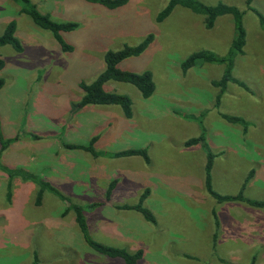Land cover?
Listing matches in <instances>:
<instances>
[{"label":"rangeland","instance_id":"rangeland-1","mask_svg":"<svg viewBox=\"0 0 264 264\" xmlns=\"http://www.w3.org/2000/svg\"><path fill=\"white\" fill-rule=\"evenodd\" d=\"M34 1L36 8L48 14L51 20L74 22L76 27L61 33L63 41L71 46V50L62 51L49 31L35 26L27 15L19 12V3L0 0V34L13 21V36L21 45V51L13 50L10 45L0 46V57L4 61L0 70L3 80L0 137L9 139L7 148H0V155L5 150L0 157L1 166L9 163L11 150H20L21 154L14 160L16 168L22 167L25 171L35 169L34 164L52 163L56 166L54 172L61 171L64 176L56 177L61 180L60 193L70 202L81 196L90 203L92 209L84 215L89 237L130 253L141 250V256L133 264H235L237 257L227 254V250L209 247L214 217L226 214L227 208L222 207L227 204L217 203L206 192L203 184L205 155L184 148V141L203 129L206 145L214 154L210 169L212 190L219 194L237 193L249 174L242 155L248 156L253 145L263 147L264 141V30L256 15L246 8L244 0H198L205 5H232L242 11L244 45L242 53L234 57L230 73L245 88L228 82L216 102L218 88L212 86L211 81L219 79L224 64L198 61L184 72L179 64L191 52L200 50L225 55L233 37L230 14L217 16L213 25L206 28L202 14L179 4L156 21L168 0H126L115 9L85 0ZM250 6L264 16V0H251ZM148 34L152 38L145 49L136 56L122 59L116 68L136 73L148 71L154 85L151 95L142 98L133 85L109 80L104 89L130 99L131 118L118 117L117 112L110 116L97 112L95 124L73 126V119L84 113H79L76 106L82 94L79 82L90 83L103 70V54L107 50H117L124 44L135 45ZM219 113L243 119L252 116L250 121L244 120L253 125L243 132L239 124L227 122ZM115 127L123 133L109 135ZM91 134L98 138L96 146L107 151L145 146L146 151L149 150L150 164L143 176L149 182L141 181L137 177L138 169L128 163L123 165L120 182L108 198L99 186L89 193L83 191L82 186L65 185L69 179L74 181L83 176L89 168L83 162L84 154L62 150L61 143L83 142V138ZM53 138L54 141H49ZM255 141L259 144H253ZM222 151H226L224 155ZM235 151L240 153L241 160L236 158ZM61 157L71 165L60 168ZM5 177H8L6 173ZM5 177L0 174V205L9 201L7 190L4 196L1 191ZM53 180L57 184L56 179ZM256 181L262 182L263 178L256 177L242 191L244 197L254 196L252 187ZM168 182L175 189L171 201L178 203L183 211L166 207L165 216H161L151 196L160 184ZM141 184L150 185L149 196L144 197L142 206L151 212L153 222L144 219L137 210H117L115 206L120 202L137 203L145 190H139ZM47 193V201L53 203L48 204L51 207L57 198ZM87 196L90 198L86 199ZM32 198L31 193L22 197L12 215L9 208L7 212H0V217H4L0 218V264H51L72 251H78L81 264H126L118 257L93 251L79 231L48 232L34 241L38 249L37 256L33 254L29 250L31 239L25 238L23 232L34 215L28 207ZM229 210L235 215V207ZM242 211L239 209L238 213ZM63 224L67 226L66 221ZM214 241L215 238L212 244Z\"/></svg>","mask_w":264,"mask_h":264},{"label":"crops","instance_id":"crops-1","mask_svg":"<svg viewBox=\"0 0 264 264\" xmlns=\"http://www.w3.org/2000/svg\"><path fill=\"white\" fill-rule=\"evenodd\" d=\"M31 1L35 2L34 0H31ZM99 106L87 104L81 107H77V110H80L79 113H82L83 111L84 113L79 115L77 117L78 119L76 118H75L76 120L73 119L72 125L75 127H80L83 124H86L89 126L91 124H95V121H96L95 114L97 112L102 115H107V116L113 115L115 114V112H117V113H120L118 117H124L122 115L121 110L117 108L115 105H99ZM130 118L131 116L126 119L128 120ZM250 118H253V117L252 116H247L246 118L244 117V119L248 121H250ZM251 125H249L248 123V127ZM114 130L115 131L110 132L109 135L114 136L116 134H119L120 131L117 130V127H115ZM122 133L123 132L121 131L120 134ZM92 137H95L94 141L91 144L93 151L106 153L108 155L92 154L89 150H86L84 148V146H86L84 143L88 144ZM32 139H35V138H32ZM83 139H84L83 142L77 141L75 143H64V142L61 143L62 150L78 151L80 154H84L85 159L83 162L87 164V167L89 168L88 171L85 170V174L83 176L76 177L74 181L73 180L71 181V179H69L68 181H66L65 185L82 186L83 191H88L90 193L92 191H96L97 186H99L100 191L102 189L105 191L108 186L109 181L114 180L113 187L110 190L111 192H113L114 190H116L120 182L119 173H121L122 171L121 169L123 165H126L128 163L134 164L135 165L134 167L138 169L137 177H139L141 181H144L146 183L149 182L143 176V172H146L149 170L147 168L148 164H150L149 150L146 151L148 154V162H145L143 158L138 155H130V156H114L113 155V153L117 151L129 149V148H122L119 150H111V151H107L103 148H98L96 146L98 138L96 136H92V134L85 136ZM54 140L55 139L53 138V139H50L49 141H54ZM65 144H71V145H76V146L70 148V147H66ZM253 144H259V143L253 142ZM9 145L10 144H8V146ZM5 148H7V146ZM137 148L146 149L145 146H140ZM184 148H187L188 150H193V151L195 150V151L203 152L201 147L197 144L186 146ZM4 151L2 152V155H0V157L4 155ZM231 151L234 152L233 150ZM225 152L226 151H222L221 155H224ZM8 154H10L9 157H12V158L9 160V163L7 165L5 164L4 166L10 170L11 169L23 170L22 167L16 168L17 162L14 160V159H17L18 155L21 154L20 150L14 151V152H12L11 150ZM239 154L240 153H236L235 151L236 158L241 160V156ZM247 154L248 156L246 154L242 155V161L246 163L248 173L250 174H249L248 180H246L244 184L243 191L245 190L247 186H250V184H252V182L255 180L256 177H262L263 181L262 182L256 181L257 183L252 187L254 189L253 191L254 196L245 197V198L264 201V141H263V147L253 145V149L251 153H247ZM60 161L62 162V165L59 166L60 168L66 164L71 165V162L65 161L64 157ZM162 165H159V168H162L161 167ZM34 167L35 169L31 168L28 171H25V170L23 171L36 176L38 179L48 182L57 191L59 192L62 191L61 190L62 189L61 180L60 178H56V177H64V176H61L62 175L61 171L54 172V170L56 169V166H54L52 163L46 162L43 165L34 164ZM100 170L102 171L100 172ZM158 171L160 172V170ZM0 174L4 175L5 177V172L1 169H0ZM53 179H56L57 184L55 183ZM2 180H3L2 186H1L2 196H4L6 192L7 182L9 183L8 185V191H9L8 200L9 201L7 202V204L3 203L2 205H0V212H7L9 208V212L12 215V213H14L13 212L14 207H16L20 203V199L22 197L26 196V194L28 193H31L33 195L32 201L29 203L28 207L31 208V212L34 215L30 218V221L28 222L29 226L27 228H23L25 238L31 239V242L29 243L30 244L29 250L33 252V254H35V252L38 249V246H37L38 243L34 241L38 240V238L41 239V236H45V234H49V233L52 234V231L54 232L55 231L56 232L65 231L68 233L79 231V228L77 227V224L74 221L73 212L70 210L67 213L63 214L62 211L65 207V204L60 199H58L55 195L54 196L57 198L56 204L52 205L51 207H48V204H53V203L47 201L48 199L47 191H43L40 201L38 203L35 202V196L38 190V186L32 180H23L20 177H16V175L11 178H8V177L2 178ZM159 186H160L159 189L154 190L151 196L154 200H156L157 208L159 209V215L165 216L164 211L166 210L165 209L166 207L178 208L180 212L182 213L183 211L182 207L178 203L171 201V198H170L171 193H174L175 189L172 186H170V183L168 182V184H165V185L160 184ZM149 187L150 185L146 186L144 184H141V188H139L140 191H142L144 188L145 190H147V195L145 196V198L149 196V193H150ZM51 194L52 193H50V195ZM78 197L79 198L77 199L73 198L71 202L74 204L82 205L84 207V210H83V216H84L86 214V211L89 212L92 209V207L88 201L86 202V200H84L81 196H78ZM89 198L90 196L86 197V199H89ZM217 203L227 204V205H224L225 207H222V209L227 208V212L226 214L222 213L218 217H214V220H215L214 231L210 233V240H212V236L214 235L216 242L214 241L215 244H212L213 243L212 242L209 247H211V249L219 247V251L227 250L226 251L227 254L234 255L235 257H237L235 260V264H264V207L251 206V205H248L246 202L239 201V200H227V201H221ZM122 204L123 202H120L116 204L115 206L117 207ZM231 207L233 208L235 207V215L232 214V212L229 210V208ZM116 209L119 210L118 208ZM239 209L243 210L242 211L243 214L241 213L242 216H240L241 214L238 213ZM0 218H4V217L1 216ZM214 220H213V224H214ZM63 221L67 222V226H64ZM87 231H88V228H87ZM225 241H231L233 244L224 243ZM52 263L53 264H81L78 251L76 252L72 251L71 254L69 253L65 256L61 255L60 258L56 259ZM230 264H234V263L230 262Z\"/></svg>","mask_w":264,"mask_h":264},{"label":"trees","instance_id":"trees-1","mask_svg":"<svg viewBox=\"0 0 264 264\" xmlns=\"http://www.w3.org/2000/svg\"><path fill=\"white\" fill-rule=\"evenodd\" d=\"M19 3V12L27 15L31 22L44 30H47L51 33L53 39L58 44L59 48L62 51L71 50V46L65 43L61 37L62 32L70 31L76 27L74 22H57L53 21L49 18V15L46 13H41L29 0H13ZM92 3H98L108 9H115L121 5H123L126 0H85ZM251 0H244V4L247 9L251 10L257 17V20L260 26L264 30V16L258 12L256 9L250 6ZM181 5L192 12L197 14H202L204 16L203 24L206 28H210L213 25L215 18L222 14H230L232 17L233 23V37L230 41V45L228 51L223 56H217L207 50H200L191 52L188 54L179 64L181 71H186L187 69L194 66L198 61L203 62H213L224 64V69L217 80H212L211 85L218 88V93L215 96L216 102L219 99L220 94L224 91L226 84L228 82L234 83L236 85L242 86L245 88L244 84H242L238 79L231 76V68L233 65V59L237 54L242 53V47L244 45V36L245 31L242 25L241 17L242 11L237 7L232 5H227L223 3H218L215 5H205L199 2L198 0H168L165 6L158 12L156 16V21L162 20L168 13L171 11L174 5ZM14 31V22L10 21L3 33L0 34V46L10 45V47L15 51H21V45L19 41L13 36ZM152 36L150 34L146 35L140 42L135 45H126L124 44L121 48L117 50H107L103 54V62L104 68L101 72H99L96 77L90 83L79 82L78 86L81 89V96L76 103L77 107H81L87 104H97V105H115L118 106L122 112V115L126 118L131 116V102L130 99L121 93L108 91L104 89V84L109 81H118V82H126L133 85L139 92L142 98H147L151 95L154 89V85L151 79V74L148 71H143L140 73L119 70L116 68V65L119 61L124 58L130 56H136L141 53L147 44L151 41ZM4 66V61L0 57V70ZM3 85V80L0 78V87ZM219 116L230 123L239 124L242 127V131L245 132L248 126V122L245 121L242 117L235 115H228L224 113H219ZM202 129V127H201ZM95 137H92L89 143L84 146L86 150L90 152L92 149V142ZM9 142V139L3 140L0 137V148L3 149L5 145ZM198 144L205 154V161L203 165V181L204 188L206 192L214 198L217 202L227 201V200H239L246 202L248 205L255 207H264V201L260 200H252L245 198L242 195V191L244 188V184L249 177V174L245 177L243 183L240 185L237 193L229 195V194H219L212 190L210 185V169L212 166V161L214 158V154L208 149L206 142L204 140L203 129L201 132L195 136L190 137L184 141L185 146H190ZM114 156H130V155H138L143 158L145 162H148V155L145 148H129L117 151L113 153ZM2 170L7 174L8 178L13 176H19L23 180H32L38 186V190L35 196V202L38 203L40 201L41 195L43 191H49L53 195H55L58 199L64 202L65 207L62 211L63 214L68 211H72L74 215V221L79 228V231L85 241V243L96 253L101 254L107 257H118L123 260L126 264H133L142 254L141 250H137L134 253H130L126 251L122 247L105 245L100 242H97L89 237L86 229L85 219L83 216L84 207L82 205L74 204L69 201V199L63 196L59 191H57L54 187H52L48 182H45L41 179H38L36 176L29 174L21 169H8L4 166H1ZM114 184V180L109 181L108 186L105 190V196L108 198L110 194V190L112 189ZM8 185L6 184L7 190V198H8ZM147 194V190H144L137 201V203L133 205H119L117 208L119 209H133L139 211L143 218L149 222H153L154 219L152 217L151 212L142 206V201ZM214 239V235L212 236V242ZM36 261V259H35Z\"/></svg>","mask_w":264,"mask_h":264}]
</instances>
